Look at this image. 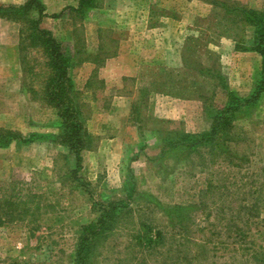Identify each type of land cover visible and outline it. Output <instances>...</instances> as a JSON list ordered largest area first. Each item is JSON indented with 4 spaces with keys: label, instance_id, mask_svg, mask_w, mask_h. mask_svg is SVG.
Masks as SVG:
<instances>
[{
    "label": "rangeland",
    "instance_id": "374dc122",
    "mask_svg": "<svg viewBox=\"0 0 264 264\" xmlns=\"http://www.w3.org/2000/svg\"><path fill=\"white\" fill-rule=\"evenodd\" d=\"M38 1L45 7L42 27L74 54L70 73L94 144L83 155L80 178L69 180L76 159L55 142L56 111L34 99L40 76L20 62L21 27L0 21V129L23 136L0 147V187L41 194L53 206L38 230L27 223L0 226V264H74L80 227L97 219L99 203L112 201L123 205L119 222L90 264H264V94L235 118L234 165L209 152L166 147L211 130L210 101L202 95L214 92V105L227 104L212 71L238 97L253 94L263 58L236 50V40L252 46L253 28L237 29L233 17L223 18L214 3L225 0H100L83 19L69 10L77 0ZM232 1L264 11V0ZM190 9L201 14L188 23ZM224 40L242 56L224 58ZM119 53L135 76H111L106 85L99 67L84 65ZM28 59L40 74L41 55ZM88 83L94 93H87ZM171 105L176 116L166 118ZM152 235L154 244L147 245Z\"/></svg>",
    "mask_w": 264,
    "mask_h": 264
},
{
    "label": "trees",
    "instance_id": "16d2710c",
    "mask_svg": "<svg viewBox=\"0 0 264 264\" xmlns=\"http://www.w3.org/2000/svg\"><path fill=\"white\" fill-rule=\"evenodd\" d=\"M99 1L77 0V6L70 7L69 10L83 19L88 11L101 7ZM214 5H218L224 10L223 18L228 17L231 20L233 17V25L236 24L237 29H244L248 25L253 28L252 46L250 48L241 47L239 40H236V50L259 53L263 58L264 65V11L250 10L238 2L232 1L230 3V0L229 3L225 0L214 3ZM45 17V7L38 0H27L20 5L0 2V19L18 24L21 27L19 31V50L23 53H21V61L24 65L28 64V73L32 76H40V89L32 90L34 99L53 108L60 120L61 133L55 136V142L64 146L68 153L74 155L76 168L71 171L73 176L69 180L75 182L80 178L78 175L82 168L83 155L93 147L94 137L88 131L84 106L77 98L75 83L70 73L74 54L51 31L42 27V21ZM79 51L77 49V52ZM33 52L41 55L44 60L40 74L35 73L34 67L28 63L29 55ZM98 58L100 60L97 61ZM95 60L97 68L106 61V59H101V55H96ZM212 72L216 74H213L211 78L217 85H221L226 92L227 104L223 107L214 105L212 101L214 92H211L210 96L202 95L205 100L210 101V108L207 111L208 116L212 119L211 130L207 133L182 135L175 143H167L166 147L178 149V151L188 155L209 152L215 154L214 157L223 158V162L234 165L233 154H231L233 150H230L229 145L235 134L233 131L234 121L240 115L239 113L249 111L262 98L264 94V66L261 79L255 85L253 94L245 99L238 97L228 89L225 84L226 79L220 72ZM90 84L88 83V87H91ZM178 95L183 96L180 93ZM18 139H23L20 133L0 129V147H7ZM64 157L65 159L68 158V156ZM14 190L2 193L0 187V226L27 223L29 226L32 225L31 231L38 230L40 225L37 223L43 214L49 213L48 210L53 208L52 204L45 203L41 194L34 192L24 194L20 189ZM96 207L97 219L80 227L75 247L74 264H90L91 255L102 238L114 231L119 222L123 205L112 201L99 203ZM158 235L159 239L163 240L162 235L160 233ZM146 244H154L153 235L146 241Z\"/></svg>",
    "mask_w": 264,
    "mask_h": 264
},
{
    "label": "crops",
    "instance_id": "0c3cea01",
    "mask_svg": "<svg viewBox=\"0 0 264 264\" xmlns=\"http://www.w3.org/2000/svg\"><path fill=\"white\" fill-rule=\"evenodd\" d=\"M55 3L56 2H54V4ZM199 14H201V13H199V11L190 9V15H191L192 19L190 21H188V23L192 22L193 19L196 18V16L199 15ZM0 21H5V20L0 19ZM6 22H9V21H6ZM179 27H180V25L178 24V30H179ZM231 42L232 41L224 40V43L222 44L223 47H224V48H222V50H223V52H225L224 53V55H225L224 58L227 59L228 57H234V56L237 58V57L242 56L241 52H236L235 51L234 43L233 42L231 43ZM4 46H6V45H4ZM18 46H19V43H18ZM18 46H17V49L19 48ZM19 53H20V51H19ZM246 54H244V55H246ZM250 55H253V54H250ZM123 61H124V55L119 53L117 56H112L111 58L106 59L105 63L102 66L99 67L100 78L104 79L106 85L108 84L107 82L110 81L109 77H111V76L112 77H117L118 76V78H120L121 80L124 79V78H127V77L135 76L136 73L133 70V67H131L130 69H124L122 67ZM20 62H21V59H20ZM84 65L85 66H87V65L91 66L92 65L93 66L92 68L98 69L96 64H93L91 62L90 63L89 62L88 63L84 62ZM21 67H22V64H21ZM111 72L114 73V76L111 75ZM85 88L87 90V93H94L92 91V89H91L92 87H85ZM114 95H117L119 98H123V96H122L123 94H121V92L119 90H117L116 93H114ZM169 100H171V99H169ZM172 101H175V100L172 99ZM161 102L162 101L160 100V103ZM172 105H174V104H172ZM172 105L170 107L166 108V110H168V112L166 111V115H165L166 118H174V116H176V112L177 111L176 110L173 111L174 108H172L173 107Z\"/></svg>",
    "mask_w": 264,
    "mask_h": 264
}]
</instances>
